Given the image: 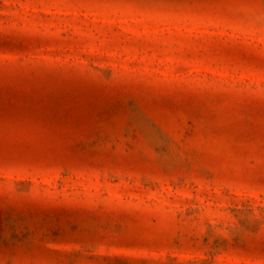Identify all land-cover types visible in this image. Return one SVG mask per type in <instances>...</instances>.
<instances>
[{"label":"rangeland","instance_id":"374dc122","mask_svg":"<svg viewBox=\"0 0 264 264\" xmlns=\"http://www.w3.org/2000/svg\"><path fill=\"white\" fill-rule=\"evenodd\" d=\"M0 264H264V0H0Z\"/></svg>","mask_w":264,"mask_h":264}]
</instances>
